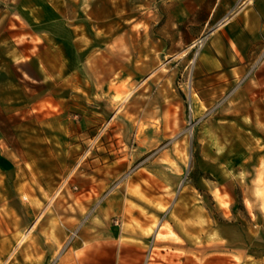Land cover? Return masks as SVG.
<instances>
[{"label": "rangeland", "instance_id": "1", "mask_svg": "<svg viewBox=\"0 0 264 264\" xmlns=\"http://www.w3.org/2000/svg\"><path fill=\"white\" fill-rule=\"evenodd\" d=\"M199 3L0 0V264L264 261V48L204 80Z\"/></svg>", "mask_w": 264, "mask_h": 264}, {"label": "crops", "instance_id": "2", "mask_svg": "<svg viewBox=\"0 0 264 264\" xmlns=\"http://www.w3.org/2000/svg\"><path fill=\"white\" fill-rule=\"evenodd\" d=\"M207 8L203 23L215 26L209 33L208 57L202 62V74L206 81L224 85V79L244 74L247 65L259 56L264 48V0H200L196 9ZM157 237V236H156ZM111 246V242H109ZM98 247L96 253L99 252ZM144 249L128 243L116 246L111 257L89 255L73 259L74 264H145ZM234 253V251H233ZM239 258L245 257L237 253ZM231 256H235L234 254ZM224 260V259H223ZM264 264V261L254 259Z\"/></svg>", "mask_w": 264, "mask_h": 264}, {"label": "built area", "instance_id": "3", "mask_svg": "<svg viewBox=\"0 0 264 264\" xmlns=\"http://www.w3.org/2000/svg\"><path fill=\"white\" fill-rule=\"evenodd\" d=\"M148 259H149V258L146 259L145 264H148Z\"/></svg>", "mask_w": 264, "mask_h": 264}, {"label": "bare ground", "instance_id": "4", "mask_svg": "<svg viewBox=\"0 0 264 264\" xmlns=\"http://www.w3.org/2000/svg\"><path fill=\"white\" fill-rule=\"evenodd\" d=\"M119 95V94H118Z\"/></svg>", "mask_w": 264, "mask_h": 264}]
</instances>
